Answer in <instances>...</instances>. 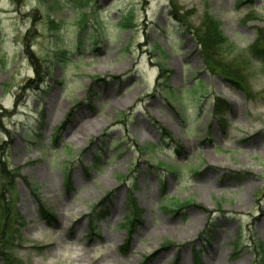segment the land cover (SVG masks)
Segmentation results:
<instances>
[{
  "label": "rangeland",
  "instance_id": "1",
  "mask_svg": "<svg viewBox=\"0 0 264 264\" xmlns=\"http://www.w3.org/2000/svg\"><path fill=\"white\" fill-rule=\"evenodd\" d=\"M59 1L0 0V264H264V0Z\"/></svg>",
  "mask_w": 264,
  "mask_h": 264
},
{
  "label": "trees",
  "instance_id": "2",
  "mask_svg": "<svg viewBox=\"0 0 264 264\" xmlns=\"http://www.w3.org/2000/svg\"><path fill=\"white\" fill-rule=\"evenodd\" d=\"M246 1L251 2L252 0H244L241 3H245ZM61 1L57 0L56 5L59 6ZM184 20H186L187 15L184 16ZM185 22V21H184ZM194 37L198 42L202 53V56L206 58L207 61V69L210 71H215V74L221 75L225 78V81L239 90H247L245 87L246 81L243 73V65L240 63H223L220 59V54L222 55L221 48L225 43V38L222 32L219 30L216 20L210 15L205 14L203 18L202 25L199 29L194 33ZM251 57L253 59L260 60L264 63V30L260 29L258 31V38L255 41L254 45L250 48ZM161 72L163 75L159 79V81L167 79L168 70L165 65L161 66ZM201 85V84H199ZM228 107L225 105L224 101L220 98H217L214 106V114L217 117H224ZM180 208L182 206L179 205ZM178 207V208H179ZM96 213V209L94 210ZM100 218V217H99ZM134 220L127 221V224L133 225Z\"/></svg>",
  "mask_w": 264,
  "mask_h": 264
},
{
  "label": "bare ground",
  "instance_id": "3",
  "mask_svg": "<svg viewBox=\"0 0 264 264\" xmlns=\"http://www.w3.org/2000/svg\"><path fill=\"white\" fill-rule=\"evenodd\" d=\"M169 232H170L171 234L175 233V232H173V231H171V230H169Z\"/></svg>",
  "mask_w": 264,
  "mask_h": 264
}]
</instances>
